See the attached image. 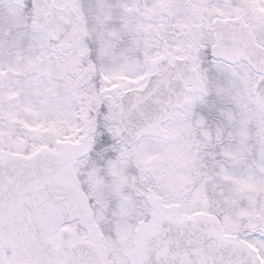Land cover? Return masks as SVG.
I'll return each mask as SVG.
<instances>
[{
  "label": "snow or ice",
  "instance_id": "obj_1",
  "mask_svg": "<svg viewBox=\"0 0 264 264\" xmlns=\"http://www.w3.org/2000/svg\"><path fill=\"white\" fill-rule=\"evenodd\" d=\"M0 264H264V0H0Z\"/></svg>",
  "mask_w": 264,
  "mask_h": 264
}]
</instances>
